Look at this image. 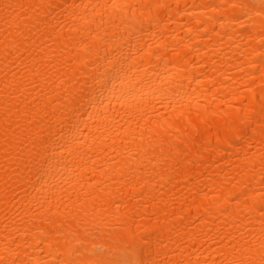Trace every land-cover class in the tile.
Here are the masks:
<instances>
[{
    "label": "bare ground",
    "instance_id": "1",
    "mask_svg": "<svg viewBox=\"0 0 264 264\" xmlns=\"http://www.w3.org/2000/svg\"><path fill=\"white\" fill-rule=\"evenodd\" d=\"M0 264H264V0H0Z\"/></svg>",
    "mask_w": 264,
    "mask_h": 264
}]
</instances>
